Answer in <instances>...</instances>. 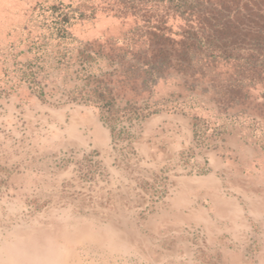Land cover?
<instances>
[{
	"label": "rangeland",
	"instance_id": "obj_1",
	"mask_svg": "<svg viewBox=\"0 0 264 264\" xmlns=\"http://www.w3.org/2000/svg\"><path fill=\"white\" fill-rule=\"evenodd\" d=\"M36 243L264 264V0H0V264Z\"/></svg>",
	"mask_w": 264,
	"mask_h": 264
},
{
	"label": "crops",
	"instance_id": "obj_2",
	"mask_svg": "<svg viewBox=\"0 0 264 264\" xmlns=\"http://www.w3.org/2000/svg\"><path fill=\"white\" fill-rule=\"evenodd\" d=\"M212 191L210 193L207 194V197L206 199H209L211 200L212 203L216 202L215 201V196H216V192H217V187L216 186H213ZM184 208L185 209H191L192 206H193V202H189L187 200L184 201V203H182ZM186 215L185 216V219L187 220H191V221H197V222H201V221H204V222H208L207 218H206V214L202 211V210H196V211H192L190 214H184ZM233 219L236 220V223H237V220H241L240 218V215H233ZM36 248H33L32 251L26 253V255H30L31 258H36L34 261L37 262V264H45V262H47V260H44L46 257H45V254L43 251H39V248H40V244L39 243H36L35 245ZM39 247V248H38ZM49 256V253L47 254V257Z\"/></svg>",
	"mask_w": 264,
	"mask_h": 264
},
{
	"label": "built area",
	"instance_id": "obj_3",
	"mask_svg": "<svg viewBox=\"0 0 264 264\" xmlns=\"http://www.w3.org/2000/svg\"><path fill=\"white\" fill-rule=\"evenodd\" d=\"M181 173H187V172H184V169L182 168V172ZM187 232H188V234H192V236L193 235H196L197 238L200 239V241L205 240V233L202 230L201 231H199V230H192V231H187Z\"/></svg>",
	"mask_w": 264,
	"mask_h": 264
},
{
	"label": "trees",
	"instance_id": "obj_4",
	"mask_svg": "<svg viewBox=\"0 0 264 264\" xmlns=\"http://www.w3.org/2000/svg\"><path fill=\"white\" fill-rule=\"evenodd\" d=\"M156 63H157V61H154L153 65H151V70L154 69V68H157V67L154 66Z\"/></svg>",
	"mask_w": 264,
	"mask_h": 264
}]
</instances>
